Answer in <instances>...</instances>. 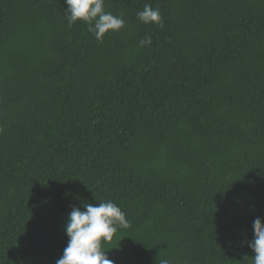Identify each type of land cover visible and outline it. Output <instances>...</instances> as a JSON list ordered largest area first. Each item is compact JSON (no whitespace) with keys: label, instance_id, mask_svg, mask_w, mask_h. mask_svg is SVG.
<instances>
[{"label":"trees","instance_id":"1","mask_svg":"<svg viewBox=\"0 0 264 264\" xmlns=\"http://www.w3.org/2000/svg\"><path fill=\"white\" fill-rule=\"evenodd\" d=\"M104 8L125 23L101 42L64 0H0V264H56L72 207L108 201L114 264H252L264 0Z\"/></svg>","mask_w":264,"mask_h":264},{"label":"clouds","instance_id":"2","mask_svg":"<svg viewBox=\"0 0 264 264\" xmlns=\"http://www.w3.org/2000/svg\"><path fill=\"white\" fill-rule=\"evenodd\" d=\"M67 5L66 17L69 25L82 21L89 25L98 41L109 30L119 31L124 19L105 11L104 0H64ZM137 18L144 24H161L162 17L158 8L145 4L143 11L137 12ZM146 37L141 46L150 44ZM81 207L73 206L68 215L65 232L68 237L63 255L56 264H114L109 259L103 244L113 239L118 228H127L126 214L114 202H101L96 205L85 203ZM253 239L247 243L254 253L252 264H264V222L257 217L253 222Z\"/></svg>","mask_w":264,"mask_h":264}]
</instances>
